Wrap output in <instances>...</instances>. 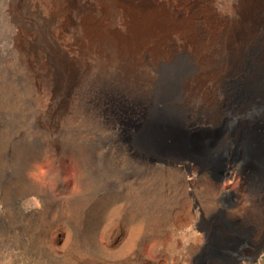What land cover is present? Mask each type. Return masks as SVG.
Instances as JSON below:
<instances>
[{
	"label": "bare ground",
	"instance_id": "obj_1",
	"mask_svg": "<svg viewBox=\"0 0 264 264\" xmlns=\"http://www.w3.org/2000/svg\"><path fill=\"white\" fill-rule=\"evenodd\" d=\"M28 3L7 4L17 49L10 61L48 101L46 148L56 151L55 127L70 112L76 141L98 144L95 154L110 166L157 168L168 188L186 185L188 170L235 179L243 167L253 182L237 208L264 234L256 197L264 188V0H46L42 11ZM103 97L145 102L128 137L94 107ZM212 187L225 191L218 180ZM131 222L123 252L145 229L143 217Z\"/></svg>",
	"mask_w": 264,
	"mask_h": 264
},
{
	"label": "rangeland",
	"instance_id": "obj_2",
	"mask_svg": "<svg viewBox=\"0 0 264 264\" xmlns=\"http://www.w3.org/2000/svg\"><path fill=\"white\" fill-rule=\"evenodd\" d=\"M32 1L28 7L44 9L46 0ZM7 4L0 0V264H264L259 221L246 220L237 208L253 182L243 167L235 179L188 170L186 185L168 188V178L157 168L110 166L95 154L98 144L76 141L70 112L55 127L58 148H46L48 101L29 87L27 74L15 75L17 66L10 59L17 49ZM94 107H102L124 137L146 110L145 102L104 97ZM235 151L238 158L245 156ZM216 159L221 163L215 169L221 168L222 157ZM217 180L225 187L219 195L212 187ZM256 197L264 208V188ZM116 206L119 214L109 217ZM133 216L145 219L146 230L134 249L123 252ZM225 222L239 228L229 231ZM223 252L234 262L214 263Z\"/></svg>",
	"mask_w": 264,
	"mask_h": 264
},
{
	"label": "water",
	"instance_id": "obj_3",
	"mask_svg": "<svg viewBox=\"0 0 264 264\" xmlns=\"http://www.w3.org/2000/svg\"><path fill=\"white\" fill-rule=\"evenodd\" d=\"M212 254H215V253H212ZM260 254V251H258L255 256L252 257V260H255L256 257ZM219 257V259L215 260L214 263H227V262H234V259H230L229 255L226 254V253H222V254H219V255H216Z\"/></svg>",
	"mask_w": 264,
	"mask_h": 264
}]
</instances>
